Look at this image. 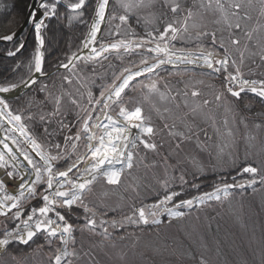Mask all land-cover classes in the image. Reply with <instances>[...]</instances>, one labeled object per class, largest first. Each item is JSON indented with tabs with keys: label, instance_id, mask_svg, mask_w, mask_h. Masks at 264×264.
<instances>
[{
	"label": "snow or ice",
	"instance_id": "6c2138e0",
	"mask_svg": "<svg viewBox=\"0 0 264 264\" xmlns=\"http://www.w3.org/2000/svg\"><path fill=\"white\" fill-rule=\"evenodd\" d=\"M154 7L159 9V15L154 17L158 26L138 36L129 21L153 23L142 17L140 11ZM212 7L213 0H207L206 4L200 0L199 8L189 6L187 0H34L29 20L37 46L26 66L28 77H22L19 83L0 85V94L21 86L32 89L35 85L44 94V101L36 105L39 112L34 113L31 110L34 101L29 100L24 110H14L8 99L0 95V217L6 225L11 224L0 230V254L10 245L28 246L43 240L50 249L54 248L50 264H74L81 260L77 233L115 239V233L126 232L130 227L144 229L171 224L196 208L231 197L234 192L243 194L248 189L255 192L257 185L264 187V158L259 164L247 160L238 164L232 153L227 154L231 169L220 176L212 191L191 198H185V186L199 190L200 185L194 180L205 171V166L195 158L192 183L186 179L185 171L178 176L169 174V168L175 171V166L169 164L171 153L162 157L160 166L165 174L156 180V187L138 182L136 177L138 169L158 166L156 160H149V155L161 154L164 141L157 138L162 135L168 137L177 155L182 145L188 143L203 150L212 137L198 120L211 122L218 137L227 136L234 141L229 121L223 120L225 131L221 132L215 116L208 111L212 101L206 98L198 101L202 97L199 86L204 84L203 79L181 81L183 87L174 89L164 81L162 72L180 75L183 71L220 79L222 90L215 93L214 99L226 105V111H231L229 97L239 100L242 93L250 92L264 101V78H247L244 72L248 58L259 56L261 64L256 67L264 65V35L253 45V33L259 29L248 30L241 23L252 19L249 13L255 8L264 17V0L227 3L215 0V9L220 14L216 22L226 25L229 30L226 37L206 31L198 22L199 9ZM89 10L90 26L85 19ZM52 20L64 22L68 27L74 22L88 26L81 49L56 66L57 72L64 69L68 74L60 77L62 84L55 93L54 83L50 87L41 80L52 78L45 68L43 34L49 27L47 22ZM112 21L119 23L106 35L121 37L120 27L124 26L127 38L98 41L102 26L111 25ZM240 31L245 37L243 43L236 35ZM14 36L15 33L0 40L12 41ZM177 43L181 46L177 47ZM253 46L258 51H253ZM23 48L20 43L7 55L16 56ZM132 54L139 55L138 62L130 59L124 64L125 57ZM110 56L120 60L122 66L109 76L97 75L98 85L96 79L84 75L89 67L93 73L97 67H105L104 62ZM202 69L206 71H199ZM260 75L264 77V72ZM74 80L79 87L75 92L68 91L64 85H72ZM45 103L52 104L50 111H43ZM33 121H39V129L32 126ZM247 139L252 142L256 137L249 135ZM223 159L218 154L213 170L225 171ZM126 181L131 183L125 187ZM10 186L14 188L10 190ZM122 187L125 191L130 189L139 199L127 213L106 202L111 189ZM142 193H150L151 202L142 198ZM200 264L207 261L201 257Z\"/></svg>",
	"mask_w": 264,
	"mask_h": 264
},
{
	"label": "rangeland",
	"instance_id": "374dc122",
	"mask_svg": "<svg viewBox=\"0 0 264 264\" xmlns=\"http://www.w3.org/2000/svg\"><path fill=\"white\" fill-rule=\"evenodd\" d=\"M224 2L227 3L228 0H224ZM204 3L206 4L207 0H204ZM199 4L200 0H195L193 3L195 8H199ZM199 10L201 15L198 22L206 31H215L218 37L221 35L226 37L229 34V30L223 22H216L220 19V14L215 9V0H213L211 9L200 8ZM252 12L254 15H259L258 8L251 10L249 14L251 15ZM150 13L152 15H149ZM140 15L152 20L153 23H145L144 20H141L139 25L144 28L141 33L133 28L134 20H130L129 23L138 36H144L147 31L158 26V21L154 19L158 14L154 7L142 9ZM263 18L257 23H251V20L241 21L242 27H246L248 30L259 29L253 33V45L257 38L264 35V27H261L264 26ZM118 23V21H112L111 25L106 24L99 41L107 43L114 42L117 38H127L124 36V26L120 27L121 37L106 35L108 31L115 29ZM236 35L239 36L242 43L245 42L243 31ZM180 46L181 44L177 43V47ZM252 50L258 51L254 46ZM139 58L138 54H132L131 57L126 56L123 63L127 64L130 59L138 62ZM256 58L258 60L259 56L246 59L245 75L264 78L260 75L264 72V65L257 68L253 63ZM259 64H261L260 61ZM104 65L103 68L97 67L95 73L85 72L84 75L96 79L98 85L100 80L97 79V75L109 76L112 71H116L122 66L121 61L114 56H110L109 61H105ZM184 67L180 66L181 69ZM249 69H252L253 72H249ZM172 71L176 70L172 69ZM161 76L174 89L183 87L181 81L203 79L204 84L199 86L202 97L197 99L202 101L206 98L212 101L208 111L215 116L216 125L220 127L221 132L225 131L223 120L229 121L228 127L234 132V141L227 136L218 137L211 122L205 124L198 120L197 123L201 127L207 128L212 139L205 142L203 150L192 143L184 144L177 155L176 151L170 147L168 137L162 135L157 138L164 141L161 154L159 156L149 155V160H156L158 166L155 169H138L136 173L138 182L156 187V180L165 174L164 168L160 166L162 157L168 153H171L169 164L175 166L174 172L173 168H169V174L178 176L181 171H185L187 172L186 179L190 183L193 182V173L196 172L193 167V158L205 166L204 173L197 174L194 180L200 186L205 183L217 184L220 176L227 174V170L232 167L228 161V153L233 154L238 164L245 160L254 161L256 164L260 163V160L264 158V101L251 93H242L239 100L229 97L231 111H226V105L218 104L214 99L215 93L222 90L220 79L193 76L192 73L183 71L180 75H169L162 72ZM77 87L79 86H73L71 91L75 92ZM138 97L139 94H137ZM145 107L147 109V105ZM157 123L161 124L162 122L157 120ZM256 125H261V127L257 128ZM249 135L255 136V141L249 142L247 139ZM201 138L203 139V137ZM222 148L223 153H221ZM218 154L223 155L224 159L221 163L224 172H221L220 169L213 170V165L218 162ZM229 182H231L230 178ZM128 183L131 181H126L125 187ZM11 188L10 186V190ZM190 189L191 191L196 190L185 186V190ZM207 191H212V189ZM200 193L202 192H196L189 198ZM141 195L147 202H151L153 199L150 193ZM106 202L127 213L130 211V205L133 202L139 203V199L130 189L125 191L122 187L111 189ZM5 226L11 227V224L6 225L4 218L0 217V230ZM109 231L112 230L109 229ZM38 244L43 247L38 248ZM10 246L6 252L0 254V264H50V257L54 253V248L50 249L43 240L30 243L23 250L17 244L12 248ZM77 250L81 253V260L74 261V264H200L201 257L207 261V264H264V187L257 185L255 192L251 189L243 194L234 192L231 197L219 202L213 201L209 206L196 208L185 218L173 221L171 224L164 223L158 227L144 229L130 227L126 232L115 233V239L105 240L101 235L90 236L86 232L77 233ZM84 253H88V255L85 256Z\"/></svg>",
	"mask_w": 264,
	"mask_h": 264
},
{
	"label": "trees",
	"instance_id": "16d2710c",
	"mask_svg": "<svg viewBox=\"0 0 264 264\" xmlns=\"http://www.w3.org/2000/svg\"><path fill=\"white\" fill-rule=\"evenodd\" d=\"M32 0H0V36H5L16 30L25 20L30 4ZM195 0H187V4L192 6ZM157 14L159 15L158 7H155ZM91 10L85 14V19L88 21V25L91 24ZM49 27L44 31L45 36V68L48 72L56 69L59 62H66L67 58L72 53L77 52L82 47V41L87 35L88 26L74 22L71 27H68L64 22H57L52 20L48 22ZM135 30H141L144 28L132 22ZM29 29H26L19 37L12 41L0 42V85L9 83H19L21 78L28 77L27 65L32 61L35 54V48L37 42L35 39V31L33 30L27 44L17 53L16 56L2 55L9 51H15L20 43H23L28 36ZM131 57V56H130ZM19 65V67H17ZM87 72H92L89 67ZM68 73L64 69H60L59 72L55 71L52 73V78L42 77L45 83H48L50 87L55 84L53 92H58L62 81L60 77L67 75ZM73 86H79L75 80L72 85H64V87L71 91ZM83 91V90H82ZM97 91L96 88L93 90ZM29 100L34 101L32 111L38 113L39 109L36 107L37 104L44 101V94L36 90L34 85L32 89L24 93L23 95L8 99L11 107L14 110H24ZM52 108L51 103H45L43 105V111H50ZM32 126L36 129L40 128L39 121H33ZM212 183H205L200 186L199 190H185V198H189L196 192H204L208 189H212ZM18 247L23 250L28 246L17 244ZM13 245L10 246L12 248Z\"/></svg>",
	"mask_w": 264,
	"mask_h": 264
},
{
	"label": "water",
	"instance_id": "95a60500",
	"mask_svg": "<svg viewBox=\"0 0 264 264\" xmlns=\"http://www.w3.org/2000/svg\"><path fill=\"white\" fill-rule=\"evenodd\" d=\"M33 3H34V0L31 1L27 16H26L25 20L23 21V23L16 30H14L13 32L8 34V35H11V34L15 33V36L13 38V40H14L15 38L19 37L27 28H29L28 36L25 39V41L23 42L24 46L27 44V40L29 39V36L31 35L32 31L34 30L33 23L29 20V11L31 10ZM103 28H104V26H102V30H103ZM101 34H102V32H101ZM101 34H99V36L97 38L98 41L100 40ZM0 37H3V36H0ZM0 42H8V41L0 40ZM84 51L86 52L87 50H84ZM2 55H7V53H4ZM55 71H56V69L49 72V73H53ZM29 90H30L29 88H24L23 86H21L15 90H13L12 92L2 94V95H4L5 98H7V99H12V98H16V97L23 95L24 93H26Z\"/></svg>",
	"mask_w": 264,
	"mask_h": 264
},
{
	"label": "flooded vegetation",
	"instance_id": "af4514ba",
	"mask_svg": "<svg viewBox=\"0 0 264 264\" xmlns=\"http://www.w3.org/2000/svg\"><path fill=\"white\" fill-rule=\"evenodd\" d=\"M251 17H252L251 23L252 22L257 23V22L262 21V17L260 16V14L259 15H254V12H252L251 13ZM263 21H264V18H263ZM254 61H255L254 64L258 65L260 60L259 59L257 60V58H256Z\"/></svg>",
	"mask_w": 264,
	"mask_h": 264
},
{
	"label": "bare ground",
	"instance_id": "6f19581e",
	"mask_svg": "<svg viewBox=\"0 0 264 264\" xmlns=\"http://www.w3.org/2000/svg\"><path fill=\"white\" fill-rule=\"evenodd\" d=\"M99 36V35H98ZM0 95H2V94H0ZM0 178H2V177H0ZM12 188H14V186H11Z\"/></svg>",
	"mask_w": 264,
	"mask_h": 264
},
{
	"label": "built area",
	"instance_id": "2783aa9c",
	"mask_svg": "<svg viewBox=\"0 0 264 264\" xmlns=\"http://www.w3.org/2000/svg\"><path fill=\"white\" fill-rule=\"evenodd\" d=\"M248 78V77H247Z\"/></svg>",
	"mask_w": 264,
	"mask_h": 264
}]
</instances>
